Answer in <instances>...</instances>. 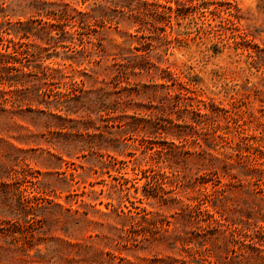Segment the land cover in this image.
<instances>
[{
    "label": "rangeland",
    "instance_id": "rangeland-1",
    "mask_svg": "<svg viewBox=\"0 0 264 264\" xmlns=\"http://www.w3.org/2000/svg\"><path fill=\"white\" fill-rule=\"evenodd\" d=\"M0 264H264V0H0Z\"/></svg>",
    "mask_w": 264,
    "mask_h": 264
}]
</instances>
